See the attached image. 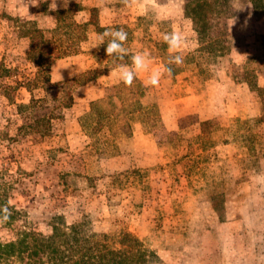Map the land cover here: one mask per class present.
<instances>
[{"label": "rangeland", "instance_id": "obj_1", "mask_svg": "<svg viewBox=\"0 0 264 264\" xmlns=\"http://www.w3.org/2000/svg\"><path fill=\"white\" fill-rule=\"evenodd\" d=\"M189 2L0 0V242L78 224L122 245L135 239L146 264H264V0H219L201 34ZM58 12L97 25L51 63L48 87L27 58L26 22L50 38ZM112 29L128 34L122 59L106 55L109 37L100 45ZM172 33L181 44L170 51ZM136 53L150 64L135 78L161 71L142 98L160 123L136 120L132 138L87 134L88 96L112 93L122 81L109 71ZM88 70L94 81L61 104L59 83ZM32 97L50 111L43 135L19 129L17 107Z\"/></svg>", "mask_w": 264, "mask_h": 264}, {"label": "trees", "instance_id": "obj_2", "mask_svg": "<svg viewBox=\"0 0 264 264\" xmlns=\"http://www.w3.org/2000/svg\"><path fill=\"white\" fill-rule=\"evenodd\" d=\"M218 2L191 0L186 5L185 11L199 34L206 31V15L215 9ZM64 13L58 12L50 38H46L44 30L34 23L26 22L28 31L25 35L30 40L27 58L38 65V77L48 87L54 85L50 79L51 63L66 54L67 50L74 49L85 38L88 23L97 25L93 17L88 23H78L68 19ZM120 62L118 60L110 66ZM97 75V72L88 70L61 81L59 84L63 87V94L58 101L66 107L71 106L72 91ZM113 88L112 93L89 102V110L81 118L87 134L103 132L112 138L129 136L136 120L149 128L160 123L158 105L155 102L148 105L142 101L148 87L139 79L135 78L131 86L120 82ZM41 101L32 97L27 103L18 105V112L25 111L24 117L27 119L19 129L42 135L49 131L50 111L41 105ZM39 106L42 108L38 109ZM133 241L129 245H122L107 234H84L78 224L63 227L54 225L49 235L27 230L21 232L15 240L0 242V264H146V250L137 241Z\"/></svg>", "mask_w": 264, "mask_h": 264}, {"label": "clouds", "instance_id": "obj_3", "mask_svg": "<svg viewBox=\"0 0 264 264\" xmlns=\"http://www.w3.org/2000/svg\"><path fill=\"white\" fill-rule=\"evenodd\" d=\"M127 3L128 0H125ZM134 2V0H133ZM149 0H145V3H148ZM127 32L123 29H112L105 30L102 34L99 35L100 45L104 44L106 37H109L105 48L107 56H113L117 59H122L125 55L128 54L127 49L124 47V42L127 40ZM165 42L169 46V50L172 51L176 49L181 44V37L177 33H172L164 37ZM170 63H180L178 57H172L169 61ZM150 60L147 53H136L131 56L130 65H119L118 66V75L120 80L126 85L131 86L133 80L136 77V74L141 71L149 70ZM161 71L153 70L149 78L145 81V86H158L160 82ZM62 78V77H61Z\"/></svg>", "mask_w": 264, "mask_h": 264}, {"label": "crops", "instance_id": "obj_4", "mask_svg": "<svg viewBox=\"0 0 264 264\" xmlns=\"http://www.w3.org/2000/svg\"><path fill=\"white\" fill-rule=\"evenodd\" d=\"M78 71L76 70L75 72H73L71 75H74L75 73H77ZM51 74L52 76H55L57 74V62L56 63H53L52 66H51ZM118 75V68H115V69H111V71H109V76L111 75ZM94 80H91V81H88L86 83H84L83 85H80L75 91H78V89L82 88V87H86L88 85H90V83H92ZM141 81V80H140ZM142 82V81H141ZM143 83V82H142ZM144 84V83H143ZM104 96L103 94L99 93V94H95V96H88L90 100H94V99H97V98H100ZM161 116V115H160ZM134 124V123H133ZM132 133H133V129H132ZM132 133L131 135H129L128 137L129 138H132Z\"/></svg>", "mask_w": 264, "mask_h": 264}]
</instances>
